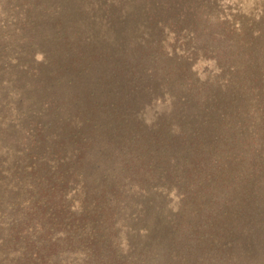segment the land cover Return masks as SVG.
Segmentation results:
<instances>
[{"label":"rangeland","instance_id":"obj_1","mask_svg":"<svg viewBox=\"0 0 264 264\" xmlns=\"http://www.w3.org/2000/svg\"><path fill=\"white\" fill-rule=\"evenodd\" d=\"M0 264H264V0H0Z\"/></svg>","mask_w":264,"mask_h":264}]
</instances>
